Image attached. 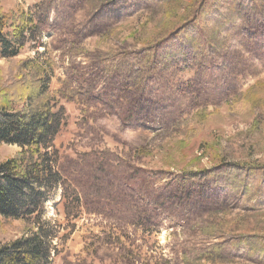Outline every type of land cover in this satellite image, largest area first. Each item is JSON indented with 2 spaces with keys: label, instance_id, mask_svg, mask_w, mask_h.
Masks as SVG:
<instances>
[{
  "label": "rangeland",
  "instance_id": "1",
  "mask_svg": "<svg viewBox=\"0 0 264 264\" xmlns=\"http://www.w3.org/2000/svg\"><path fill=\"white\" fill-rule=\"evenodd\" d=\"M3 14L28 42L0 57V94L20 109L46 87L81 199L73 219L48 208L69 233L54 264H264V0H0ZM20 151L0 144V161ZM28 229L0 217V242Z\"/></svg>",
  "mask_w": 264,
  "mask_h": 264
},
{
  "label": "trees",
  "instance_id": "2",
  "mask_svg": "<svg viewBox=\"0 0 264 264\" xmlns=\"http://www.w3.org/2000/svg\"><path fill=\"white\" fill-rule=\"evenodd\" d=\"M25 22L28 24V19ZM25 26L0 15L1 58L18 56L28 42ZM44 89L43 86L29 93L26 107L20 109L10 105L8 93L0 94V144L21 149L17 156L0 161V217L29 225L25 235L0 242V264H54L60 252L58 242H63L69 233L62 232L64 226L56 220L47 218L49 206L56 208L61 204L68 219L81 212L78 192L57 168L58 151L53 138L63 115L53 111ZM58 191L59 200L55 201Z\"/></svg>",
  "mask_w": 264,
  "mask_h": 264
}]
</instances>
